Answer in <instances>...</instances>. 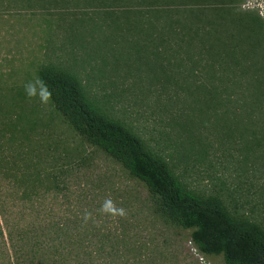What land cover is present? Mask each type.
<instances>
[{
    "label": "rangeland",
    "instance_id": "374dc122",
    "mask_svg": "<svg viewBox=\"0 0 264 264\" xmlns=\"http://www.w3.org/2000/svg\"><path fill=\"white\" fill-rule=\"evenodd\" d=\"M86 1L0 0V147L48 152L69 172L63 190L29 199L0 179L6 210H0V264H221V256L195 251L190 230L153 215L145 185L86 142L51 101L44 105L25 95L23 84L38 77L42 65L71 72L174 165L190 188L219 194L232 211L264 227L263 163H241L245 150L236 129L235 139L225 138L215 119L220 110L203 117L177 70L169 80H155L145 38L126 26L113 28ZM136 39L138 44L130 41ZM49 166L46 157L39 167ZM109 197L126 217L100 211ZM86 210L99 226L84 224Z\"/></svg>",
    "mask_w": 264,
    "mask_h": 264
},
{
    "label": "trees",
    "instance_id": "16d2710c",
    "mask_svg": "<svg viewBox=\"0 0 264 264\" xmlns=\"http://www.w3.org/2000/svg\"><path fill=\"white\" fill-rule=\"evenodd\" d=\"M86 3L96 6L99 17L109 20L113 28L126 26L137 38H145L151 47L155 80H169L170 72L177 70L187 82V96L203 117H209L211 109L220 110L215 119L225 138L231 141L236 129L245 150L241 163L256 158L264 165V20L253 12H238L240 0ZM251 35L260 39L243 41ZM130 41L138 44L140 40ZM38 77L48 84L51 103L74 131L145 185L153 215L167 225L190 230V241L198 252L221 256V264H264V227L259 222L232 211L217 193L190 188L174 165L112 115L76 75L47 64L39 68ZM186 131L192 137V126L187 125ZM38 151L32 147L15 153L0 147V179L20 189L26 199L67 187L69 172L64 164ZM46 157L50 166L39 167ZM0 210L6 211L5 204L0 203Z\"/></svg>",
    "mask_w": 264,
    "mask_h": 264
},
{
    "label": "clouds",
    "instance_id": "9594fccd",
    "mask_svg": "<svg viewBox=\"0 0 264 264\" xmlns=\"http://www.w3.org/2000/svg\"><path fill=\"white\" fill-rule=\"evenodd\" d=\"M238 12H253L261 20H264V0H240ZM25 95L29 99L38 98L41 104L47 105L52 100L53 93L50 90L48 84L41 78L35 77L23 84ZM100 211L104 214L111 215L113 217L120 216L126 217L127 211L123 207H117L116 202L109 198H106L101 205ZM84 224L92 221L99 226V222L96 221L91 212L85 211L82 216Z\"/></svg>",
    "mask_w": 264,
    "mask_h": 264
},
{
    "label": "built area",
    "instance_id": "2783aa9c",
    "mask_svg": "<svg viewBox=\"0 0 264 264\" xmlns=\"http://www.w3.org/2000/svg\"><path fill=\"white\" fill-rule=\"evenodd\" d=\"M195 251L197 252L198 250L195 248ZM200 258H201L202 260H204V258H203L202 256H200Z\"/></svg>",
    "mask_w": 264,
    "mask_h": 264
}]
</instances>
